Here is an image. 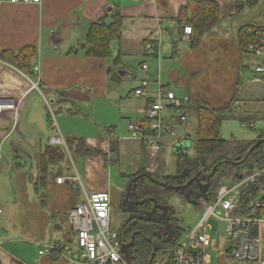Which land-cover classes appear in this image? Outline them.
<instances>
[{"label": "crops", "instance_id": "crops-1", "mask_svg": "<svg viewBox=\"0 0 264 264\" xmlns=\"http://www.w3.org/2000/svg\"><path fill=\"white\" fill-rule=\"evenodd\" d=\"M211 1L219 5L221 21L225 15H237L236 7L239 0ZM41 2L29 5L4 4L0 7V54L4 51L18 53L27 46L38 50V55L33 61V73L30 75L20 71L15 64L4 65L0 62V208L4 212L0 222V264H68L60 254H53L49 258L39 255L44 245L59 243L66 246L60 240L61 236L66 237L61 222L63 225L67 224V214L81 202L77 195L82 194L78 185H58L50 180L46 189L36 188L39 156L55 134L45 123V116L47 122L48 117L47 111L41 106L43 99L54 100L55 104L58 102L59 109L56 111L58 115L62 113V106L66 104L82 102L85 105L78 107L77 111L69 110L68 118L58 116L57 122L66 139H83L87 149L101 153L98 155L80 153L86 163L85 182L82 183L88 193L110 191L115 204L118 198L120 200L122 189L126 186L117 185L114 190L110 175L107 173L109 166L117 163L120 166V160L124 159L126 165L120 168L119 176L126 181L130 176H136L140 172L151 175L147 171L150 162L146 146L131 138L129 125L135 122L142 125L145 123L141 112L155 101L159 77L163 86L188 90L191 99L196 102L198 100L192 92L186 68L188 60H193L192 57H196L198 53V49L193 47L194 35L189 44L192 49H183V66H176L175 56H182V53L179 51L180 46L176 44L175 47L172 37V33H175L173 28L177 26L175 18L186 6L187 0H41ZM117 10L123 17L122 35L111 45L112 58L85 57L80 46L85 45L90 25L102 19L110 22L112 13ZM215 34L216 32L212 31L208 35L213 39ZM168 35L172 39V44ZM165 37L170 43H164ZM182 40L185 44L184 36ZM145 41L154 48H158L159 44L160 57L145 51ZM222 43L225 46L221 50L225 52L231 46L232 51L238 55V43L231 41ZM73 49H77V53H70ZM248 55L255 59L251 54ZM136 64L140 66L139 72L142 74V80L135 77L139 84L142 81L150 83L146 95L139 98L135 96L137 87L129 95H124L125 89L122 87V78L128 76L129 80L133 79ZM165 64L170 66L167 70ZM255 64L253 61L252 67ZM143 65L147 66V70L143 69ZM36 67L39 68L38 72L35 71ZM196 67L197 65H193L190 68ZM191 69H189L191 72L194 71ZM237 69L241 71L239 64ZM36 82L43 88V95L39 90L32 88V83ZM239 83H242L241 78L237 80V84ZM236 89L237 85L233 88V95ZM176 95L188 118L191 114L196 115L193 110L196 102L187 109L183 97L177 93ZM237 104L242 105L241 110L245 108V112L239 113L253 117L254 123L248 125L253 127L259 119H264V100L245 101L238 98L235 105ZM84 108L93 109L98 122L94 123L91 131L79 136L71 126L74 124V117L79 113L83 114ZM126 116L129 120L127 130L120 132L121 120ZM85 118L90 119L89 116ZM48 126L53 130L49 122ZM168 135L170 134L164 138ZM41 136L42 142L46 143L35 156L36 174L31 175L40 209L34 205L36 207L34 218L30 216L27 219L28 215L18 209L26 207L31 202L32 195L24 190L17 192L12 185L11 196L7 197V200L13 207L11 214H8L1 205L2 199L6 198L2 197L1 191L6 181L5 175H10L14 171L20 172L24 180H28V177L22 174L24 166L12 164L11 157L4 155L5 148L13 144L17 151L23 152V149L27 148L31 150L37 146V140ZM172 138L175 137L171 136L170 140L176 141L174 146L181 142L189 147L191 136L175 138L176 140ZM115 148L116 151L113 152ZM175 157L177 165L184 159L181 155ZM33 167L34 164H31L30 169ZM59 171L66 173L63 167L59 168ZM52 188L58 192H50ZM52 230L55 232L51 233ZM71 239L73 241L75 237ZM68 243V245L72 243L70 237Z\"/></svg>", "mask_w": 264, "mask_h": 264}, {"label": "built area", "instance_id": "built-area-1", "mask_svg": "<svg viewBox=\"0 0 264 264\" xmlns=\"http://www.w3.org/2000/svg\"><path fill=\"white\" fill-rule=\"evenodd\" d=\"M41 3V0H0V7L4 4ZM183 36L184 41L191 44L192 28L185 26ZM149 52L160 57L159 44L158 48L150 46ZM248 52L256 60L251 82L257 84L264 81V39L260 45H251ZM0 62L8 65L4 61ZM143 69L147 70V66L143 65ZM35 71L38 72L39 68L36 67ZM157 83L159 86L154 103L141 112L143 120L149 122L150 134H144L140 123L135 122L129 125L131 138L146 146L150 162V168L147 171L151 174L159 170L158 159L162 152L164 136L170 134L174 137L177 132L164 113L169 112L171 115L169 120L179 124H185L188 120L175 91L171 87L163 86L160 77ZM149 86L148 81H142L135 90V96L144 97ZM32 88L39 90L43 95V88H40L39 83H32ZM237 106H239L237 111H242V105L237 104ZM49 110L53 132L57 135L49 139V144L63 147L69 156L70 168H72L71 165L73 166L72 173L58 177L55 183L78 185L84 194V201L71 208L67 214L70 233L75 237L73 241L70 237L71 245L48 244L39 252V255L49 258L53 254H60L63 260L68 261V264H131L122 249L126 244L122 242L120 227L115 229L112 225L114 212L112 193L110 191L88 193L85 190L68 150L67 139L59 128L57 114L51 108ZM244 126L252 127L246 123ZM110 139L112 140V136ZM241 177L237 183L224 182L212 203L202 200L199 205L202 211L199 221L181 236L184 240H180L181 237L176 239L172 244L173 247L163 250L159 256L156 255L152 264H211L208 252L214 247L213 236L216 233L214 223L218 225V232L223 226L230 240V245L219 259L220 264H225L227 255H231L234 262L242 264H264V195L260 196L264 194V163L259 162L252 174ZM3 213V209L0 208V222ZM219 244L217 242L215 247L220 251L222 249Z\"/></svg>", "mask_w": 264, "mask_h": 264}, {"label": "rangeland", "instance_id": "rangeland-1", "mask_svg": "<svg viewBox=\"0 0 264 264\" xmlns=\"http://www.w3.org/2000/svg\"><path fill=\"white\" fill-rule=\"evenodd\" d=\"M244 1V0H239ZM261 5V6H260ZM261 24L264 25V0L261 2H258L256 7L253 8H246L243 10V12L237 14L236 16H224V19L220 22V24L213 30L216 32L215 35H213V39L209 37V35L204 38V42L202 41L200 47L198 48V53L196 57H192V59L188 60L187 68V75L188 78L191 81V89L193 94H195L196 98H198L197 101H201L204 103H208L214 108H222L225 106L228 101L232 99L233 96V88L237 85V80L241 78L242 86L240 88V91L237 95V98L243 99L245 101H255V99H259L260 101L264 100V81H261L260 83L254 84L251 83V80L253 78V68L252 64L256 62L255 59L249 57L248 54L244 55L239 58V53L236 56V53H234L231 49V46L227 49V51L221 50L224 48L225 44L222 43V41H231L232 43H237L238 39V31L240 28L244 27L245 25L249 24ZM169 40L172 44V39L168 35ZM167 39V37L164 38V43H170ZM163 44V40H162ZM178 46H180L179 51L182 53V56H175L176 60V66H183V49H192L191 46L187 43L179 42ZM223 46V47H222ZM192 60V61H191ZM239 64L241 71L237 69V65ZM193 65H197L196 68H190ZM169 64H165V70L169 68ZM140 66L136 64L134 72L135 74L132 80H129V77L126 76L125 78H122L123 84L122 87L125 89L124 95L132 94L136 87H139V80H142L140 71ZM194 70L190 71L189 69ZM117 70V69H116ZM142 70V69H141ZM136 72H138L136 74ZM139 80H137V78ZM251 79V80H250ZM176 93L183 97L182 100H184V105L188 109L191 106L194 105L196 102L195 100L191 99L190 92L188 90H181V89H175L174 87H171ZM41 97V96H40ZM42 98V97H41ZM139 98V97H138ZM48 99V98H47ZM45 100L43 99L41 101V106L45 108L46 111H48L49 108H47L48 104L50 107L53 108V111H58L59 108H57L58 103L55 104L54 100ZM251 103V102H250ZM256 103V102H255ZM253 104V103H251ZM61 106V105H60ZM85 105L82 102H77V104H66L65 106H62L63 110L61 114H57V117L62 115L65 116L64 118H68V111L74 110L77 111L78 107H84ZM47 108V109H46ZM51 108V109H52ZM194 108V107H193ZM235 109L236 106H234ZM244 108V107H243ZM192 110V108H191ZM245 108L242 110L244 111ZM236 112L235 119H230L226 121L222 128L220 129V134L223 139L230 140L235 139L236 141H242V142H250V140H255L257 138V135H259V132H264V119H259L254 127H246L241 121V113ZM245 112V111H244ZM46 114V113H45ZM244 114V113H243ZM141 115V114H140ZM86 116H89L90 119L85 118ZM142 116V115H141ZM164 116L169 121L170 125L174 126L176 129V137L175 138H184L187 135L191 136L190 139V148H189V157L191 159H195L197 156L196 149L193 146V140L196 138V132H197V117L195 114H191L188 118L187 122L185 124H179L176 121L169 120L170 113L166 112L164 113ZM81 118V119H80ZM126 116L123 120H121V126L119 128V131H126L129 120ZM143 118V116H142ZM98 120L96 118V114L94 113L93 109H86L84 108L83 114L79 113L76 117H74V124L71 126V128L75 131V133H78L79 136H82L83 133L91 131L94 123H97ZM45 123L49 130L53 132V130L50 129L48 126L47 118L45 116ZM54 134V132H53ZM77 135V134H76ZM54 137L57 136L56 134L53 135ZM66 137V136H64ZM41 138V140H40ZM38 138L37 140V146L35 148H27L26 150L23 149V152L17 151L15 149V146L13 144L7 146L4 151V155H8L11 157L12 164H21L24 166L22 168V174L26 175L28 177V180H24V178L21 177L20 172H14L10 175H5V183L3 186L2 191V197H6L2 199L1 205L5 208L8 214H11L12 212V204L8 202L7 197H10V187L12 185L15 187V190L18 191H26L27 193H31L32 199L31 202L26 207H20L17 209L18 211H24L28 216L27 219L34 218L36 207L37 209L39 206L37 205L39 200L37 196L35 195V188L34 184L31 181V175L36 174V161L35 156L36 154H39L40 147L43 146L46 141L42 142V136ZM175 138H172L176 140ZM171 136H166L163 141V149L159 156V169L161 172H156L151 175H160L161 176H168V175H176L178 171V165L175 162V155H174V149L173 146L176 143V141H170ZM71 154V153H70ZM72 155V154H71ZM81 154L74 153L73 157V164L77 170V172L80 175V178L82 182H85V158L80 156ZM69 156L67 155V160L63 164V168L66 171L64 174H70L73 172V166L72 168L68 165ZM121 164L119 166V163H117L114 166H109L108 172L110 175V179L114 185V190L117 188V185H124L126 186L127 181L122 180L119 176L120 174V168L125 167L126 163L124 159L120 160ZM256 161L253 160L251 163H255ZM264 163V162H263ZM34 164L33 169H30V165ZM71 164V163H69ZM161 164V165H160ZM128 165V164H127ZM257 167V166H256ZM69 168L72 169L69 171ZM150 168V166H149ZM148 168V169H149ZM147 169V170H148ZM12 179V180H10ZM13 182V184H12ZM3 185V184H2ZM50 192L57 193L58 191L55 188H52ZM119 194L118 192H116ZM60 194V192H59ZM57 194V197L58 195ZM15 193H13V196ZM264 194H261L262 197ZM78 199H81V202L84 201L83 194L79 193L77 195ZM14 200V199H13ZM119 198L116 202V207L118 205ZM34 205H37L34 207ZM172 206L175 207L178 217L180 219V225L182 229H189L192 228L201 218L202 211L196 206V202H190L181 196H176L172 200ZM35 209V210H34ZM40 209V208H39ZM64 213V212H63ZM63 215V214H62ZM122 215L119 214L117 208L114 209L113 212V218H112V225L115 229H118L122 223ZM61 226H63L65 238L61 236L60 240L63 241L64 245H68V239L69 237L73 238L74 235L70 233V230L68 228V225L61 222ZM214 226L216 228V233L213 236L214 237V247L209 250L208 254L211 257V264H220V257L223 254L224 250L230 245V240L228 239L227 234L224 231V228L217 231L218 225L217 223H214ZM55 231H51V233H54ZM180 240H184V237H181ZM219 242V246L222 250H218L215 247V244ZM225 264H242L241 262H234L232 260L231 255H227L225 259Z\"/></svg>", "mask_w": 264, "mask_h": 264}, {"label": "trees", "instance_id": "trees-1", "mask_svg": "<svg viewBox=\"0 0 264 264\" xmlns=\"http://www.w3.org/2000/svg\"><path fill=\"white\" fill-rule=\"evenodd\" d=\"M261 1L262 0L238 1L236 14L243 12V10L246 8L256 7L258 2ZM175 21H177V26L173 28L175 29V33H172L175 47L179 42H183L182 39L184 26L188 25L192 28L194 33L193 47L194 49H198L205 36L211 33L220 24V7L216 2L211 0H187L186 6L180 10L178 17L175 18ZM122 23L123 17L119 10L112 13L110 22H108L106 19H102L98 22L92 23L87 33L85 45L80 46V50L84 51L85 57L91 59H111V45L115 40L121 38ZM263 31L264 25L255 23L249 24L247 26L245 25L244 27L240 28L237 39L239 58L249 54L248 49L251 45H260L262 43L264 39ZM255 33H258V35H255ZM144 44L146 46L145 51L149 52V47L151 45L147 41H145ZM70 53H77V49L71 50ZM37 55L38 50L35 47L27 46L18 53L4 51L0 54V58L2 61L8 64H15L20 71L30 75L33 73V61ZM241 86L242 83L237 84V89L232 99L222 108H214L208 103L197 101L193 109L197 117L196 138L193 140V146L196 149L197 156L195 159H190L187 157V160L185 159L181 161L182 163H179L177 172L180 174L181 169L184 166H189L191 169H193L191 177H194L197 173H201V175H209L216 167L217 169L211 178L209 188L210 191L207 192L208 200L205 199L209 204L215 200L217 191L224 182L230 181V183H237L241 176L252 174L253 169L258 166V163L264 162V144L258 147L248 156L247 159H245L257 141L264 139V133H260L257 139L250 142L236 141L235 139L226 140L223 139L220 134V129L222 128L223 124L230 119H235L236 117V109L234 106L238 101L237 95ZM55 113L58 114V112ZM240 116L243 124L254 123L252 116ZM47 117L48 122L52 127L49 109L47 111ZM144 122L145 123L142 125L144 134L149 135V122L146 120ZM176 135L174 137H176ZM67 146L69 152L73 156L74 153H84L85 155L101 154L100 152L87 149L83 139H67ZM112 151L115 152L116 148ZM67 155L68 154L65 149L59 146H52L48 144L44 147L38 160L39 177L36 185L38 190H42L45 187L47 188L49 180L56 181L58 177L67 175L59 171V168H61L67 160ZM253 160L256 161L254 164L251 163ZM68 165L70 167L69 160ZM251 166H253V168H251ZM71 170L72 169L69 168V171ZM140 174L146 173L140 172ZM157 176H160V173L159 175H156V178L162 180L163 177ZM189 179L190 178L185 179L178 176H167L165 177V182L173 186H178L186 183V181ZM141 186L144 194L146 195L158 196L160 195L161 191H164V204H167V201L172 197V193H177V191L173 190H164L163 188L153 184L148 179L142 180ZM200 198H202V196H200ZM180 228L181 231L177 239H179L185 233V229H182V227ZM146 231L149 232V234L152 232L153 236H150L151 238L155 237L156 230L154 231L150 228H147ZM122 233L120 231L122 242L129 244V242H131L129 237L130 234H123L122 236ZM143 234L145 235H140V238L135 243L134 248L128 250V256L131 264H149L151 261L152 254L154 253V247L147 242L149 235L145 232ZM171 247H173V245H170L167 247V249H170ZM160 251L161 249L157 253V256L160 255Z\"/></svg>", "mask_w": 264, "mask_h": 264}, {"label": "flooded vegetation", "instance_id": "flooded-vegetation-1", "mask_svg": "<svg viewBox=\"0 0 264 264\" xmlns=\"http://www.w3.org/2000/svg\"><path fill=\"white\" fill-rule=\"evenodd\" d=\"M192 170L193 169H191V167L184 166L181 169L180 174H178L177 172L176 175H168L178 176L185 179L190 178L186 181V183L178 186L167 184L165 182V177L167 176L161 175L160 176L163 177L162 180L157 179L155 175H149L147 173L138 174L137 176H130L128 178L126 187L122 189V196L118 201L117 207L114 202V208H117L119 214L122 215L123 221L120 225L121 233L123 232L122 236L123 234H130L129 237L131 242L129 243H132L130 249L134 248L135 243L140 238V235H145L143 234L144 232L149 235V237L147 238V242L154 247L153 254L155 255H157L160 249L161 255L163 253V249L165 250L167 249V247L174 244L180 234L181 225L178 213L175 207L172 206V200L176 196H181L182 198L190 202H196L195 207L199 208L202 200H204L203 198H200V196L208 195L207 192L210 191L209 188L211 178L215 173V171H213L209 175H201V173H197L198 175L196 174L194 177H191ZM161 171L162 169L158 170V172ZM195 178H197V180H195L192 185L188 186L185 189L177 191V193H172V197L167 201V204H164V191H161L160 195L158 196L146 195L144 194L141 186L142 180L148 179L153 184L163 188L164 190L176 191L174 189H169L168 187H185L190 181H193ZM147 228H150L154 231L156 230L154 238H151L153 236L152 232H150L149 234V232L146 231Z\"/></svg>", "mask_w": 264, "mask_h": 264}, {"label": "water", "instance_id": "water-1", "mask_svg": "<svg viewBox=\"0 0 264 264\" xmlns=\"http://www.w3.org/2000/svg\"><path fill=\"white\" fill-rule=\"evenodd\" d=\"M262 144H264V139H260V140H258L257 141V143L251 148V150L249 151V154L246 156V158L245 159H247L248 158V156L253 152V151H255L258 147H260ZM189 145V147H186L183 143H181V142H178L175 146H174V155L175 156H178V157H180V155L184 158L183 160H187V157H189V148H190V144H188ZM185 149H187V151H185ZM190 158V157H189ZM191 159V158H190ZM251 168H253V166H251ZM216 167L214 168V170L213 171H216ZM198 175V174H197ZM242 177H240V179H241ZM195 180H197V178H195L193 181H190L185 187H179V188H174V187H168L169 189H174V190H176V191H179V190H182V189H185V188H187L188 186H190V185H192L193 184V182L195 181ZM166 187V186H165ZM202 198L205 200H208V196L206 195H204V196H202ZM191 229V227L189 228V229H186L185 230V232H188L189 230ZM132 246V243H130V244H126V245H123V252L126 254V256L129 258V256H128V250L130 249V247ZM156 257V255L155 254H153L152 255V258H151V261H150V263L149 264H152V262H153V259Z\"/></svg>", "mask_w": 264, "mask_h": 264}, {"label": "bare ground", "instance_id": "bare-ground-1", "mask_svg": "<svg viewBox=\"0 0 264 264\" xmlns=\"http://www.w3.org/2000/svg\"><path fill=\"white\" fill-rule=\"evenodd\" d=\"M45 246V245H44ZM44 246L42 247V249L44 248Z\"/></svg>", "mask_w": 264, "mask_h": 264}]
</instances>
